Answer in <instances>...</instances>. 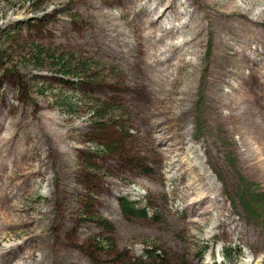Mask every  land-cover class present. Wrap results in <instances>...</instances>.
<instances>
[{
	"label": "rangeland",
	"instance_id": "obj_1",
	"mask_svg": "<svg viewBox=\"0 0 264 264\" xmlns=\"http://www.w3.org/2000/svg\"><path fill=\"white\" fill-rule=\"evenodd\" d=\"M122 1L103 2L140 51L134 65L123 57L127 47L115 54L116 35L104 37L88 0H0V264L39 258L26 245L32 236L48 249L51 264H264V185L243 173L237 148L244 147L233 140L252 133L237 100L218 93L231 78L216 66L220 48L211 36L207 47L198 39L204 68L187 69L196 59L175 49L181 37L158 40L182 22V6ZM236 1L255 12L264 6V0ZM57 56L72 71L77 63L91 66L88 77L60 74ZM143 65L166 85L150 89L153 78ZM245 75L238 100L244 95L257 123L264 116V69L250 67ZM176 77L198 84L199 92L181 98L185 85ZM94 111L110 118L98 121ZM201 180L225 188L216 201L242 238L228 221L220 223V209L192 215V203L216 193L203 191ZM119 198L146 217H124Z\"/></svg>",
	"mask_w": 264,
	"mask_h": 264
},
{
	"label": "trees",
	"instance_id": "obj_2",
	"mask_svg": "<svg viewBox=\"0 0 264 264\" xmlns=\"http://www.w3.org/2000/svg\"><path fill=\"white\" fill-rule=\"evenodd\" d=\"M103 1L104 0H88V5L94 9L92 19L96 27L99 28L102 32H104V37L106 36L112 39L113 34L116 35L115 43L117 44L116 47H114V50L117 56H120L121 50L119 49V47H127L125 55L123 56L127 58V64L134 65L138 62H141L142 56L140 57V51H138L136 44L129 43L126 40L122 30H120L118 25L109 18L105 11V8L109 4L104 3ZM136 1L137 0H123L122 3H124V5L127 4V2L133 4L136 3ZM150 1L151 0H143V2L140 4V7L151 3ZM156 1L163 2L164 0ZM170 1L171 5H173V1V3H179L182 6L181 8H179L183 17L181 22L182 24L178 23V25L175 26V24L173 23L169 28L165 29V31L161 34L158 40H163L169 36L170 39L173 41L175 38L174 36L179 35L181 37V42L180 44L175 46V49L185 50L188 54L190 52L191 56H194L196 59L195 63L189 62V64L191 65H189L188 67H185V65H183L182 63H180L179 65H183L187 69H197L200 71L204 68L205 64L203 63V59L206 56V53L198 57L197 40L200 38H204L207 47L210 43L209 39L211 36V42H213L214 48H217L218 50L220 48L219 53L215 56L216 66L218 67V65H220L222 66V68H227V71H229V76H231V78L229 81H227V85L225 87L224 85H218V93H220L221 97L227 100L229 103H235V101L237 100L236 105L238 103L241 105V107L239 108V113H241V115L239 116L244 117L243 121L247 126L246 130L252 133L248 138L245 135L239 133V138L233 140L235 143H241L244 147V150H241L240 147L237 148V154L239 156L240 162L245 165L246 169L243 173L249 179L260 181L264 185V116L259 117L257 119V123H254V118H252L254 117V115L252 114L251 107L248 104L244 106V95L241 101L238 100L242 96L243 91L245 89L244 83L246 80V69H249L250 67L264 69V45L261 43L264 41V6L260 12H255V9L247 7L236 0ZM175 7L176 6H174L173 8L175 9ZM177 14H173L174 21L177 18ZM110 38L107 39L110 40ZM118 41H120L121 43H118ZM255 42L262 45V51L257 48ZM252 45L254 46L252 47ZM175 53L176 51L174 52V54ZM213 56L214 52L212 50V56H210L211 59H213ZM191 58L192 57H189L190 60H192ZM56 59L57 62L54 65L60 74H62L63 76L75 75V78H77L76 76L78 75L80 81L84 79V76H87V72L91 68V66H86L85 64L78 65L77 63L75 70L72 71L71 64L69 65L67 63V61L69 60H66L60 56H57ZM161 63H159V65ZM143 67L146 70V75L149 78H153V88L150 87V89H154L155 86L159 85L160 83L166 85V82H162V78H154L155 76L152 75V70L146 67V65H143ZM200 75L201 73L198 74V82L201 87V82L199 80ZM176 80L177 82H182L183 87L185 85V88L182 91L181 98L192 97L193 95H195V93L197 94L200 90L198 84L187 83L185 77H176L175 81ZM159 90L160 89H157L156 92ZM156 96L155 98L159 97L158 95ZM98 113L94 111L92 114L94 118L98 121H107L108 117L110 118L107 113ZM239 116L237 118H239ZM232 117H235L234 108L233 111L229 114V118ZM226 118V116L223 117V119ZM117 126H119L118 129L119 131H121L122 127L118 124ZM164 150L165 151L163 156L167 158L169 149ZM205 154L207 153L205 152ZM203 156L205 158V155ZM206 164L210 169H212V172L215 174L216 178L219 179L215 168H213V162H207ZM163 165L165 164L163 163ZM201 184L203 191L208 190L216 192L213 195L214 200H210L209 196L204 195L205 199L202 198V201L198 200L192 203L189 207V209H191L192 211V215L201 216V212L203 215H205L203 209L207 208L208 210H211L213 207L216 209H220V213L222 215V210L224 209V207L221 204L217 203L216 199L221 196L225 188L223 189L221 185L216 188L208 187L203 183L202 180ZM203 201L207 202L208 204H206L205 206H200ZM195 204L199 207L196 208ZM118 205L121 208L124 217L126 218L146 217L144 209L136 208L133 203L129 200L119 198ZM198 210H200L201 212H197ZM227 217L228 216L223 217L222 215L223 219L220 221V223H222L223 221V223L225 224V222L228 221L229 225L227 227L234 228L235 234H238V238H242L240 231L236 232V230H238L236 228V225L233 224V226H230V224L233 223L232 217ZM99 223L102 227H107V225L109 226V224H107L104 219H100ZM42 236H39L38 239L42 240ZM29 239V243L26 242V245L28 244V250L32 249L33 253L37 251L39 253V258H35L36 256L33 255L34 258L28 263L25 262V264H51L53 262V258L50 254L48 255L45 252V249L47 248L36 246V244L34 243L35 239L33 236ZM52 242H48L46 245L49 247L51 246ZM241 242L244 241L241 239ZM98 243L102 244V241ZM223 255L226 254L224 253ZM160 264L170 263L161 262Z\"/></svg>",
	"mask_w": 264,
	"mask_h": 264
},
{
	"label": "bare ground",
	"instance_id": "obj_3",
	"mask_svg": "<svg viewBox=\"0 0 264 264\" xmlns=\"http://www.w3.org/2000/svg\"><path fill=\"white\" fill-rule=\"evenodd\" d=\"M203 157H204V156H203ZM172 164H173V163H172ZM172 164H171V166H174V165H172ZM203 166H205V165H203ZM213 176H214V175H213ZM211 183H212V182H211ZM216 223H217V222H216Z\"/></svg>",
	"mask_w": 264,
	"mask_h": 264
}]
</instances>
